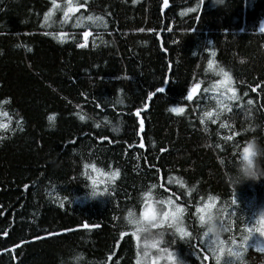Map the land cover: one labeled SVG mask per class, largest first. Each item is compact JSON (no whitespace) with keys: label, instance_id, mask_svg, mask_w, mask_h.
Returning a JSON list of instances; mask_svg holds the SVG:
<instances>
[{"label":"trees","instance_id":"1","mask_svg":"<svg viewBox=\"0 0 264 264\" xmlns=\"http://www.w3.org/2000/svg\"><path fill=\"white\" fill-rule=\"evenodd\" d=\"M263 22L264 0H0V264H140L147 240L264 264Z\"/></svg>","mask_w":264,"mask_h":264},{"label":"rangeland","instance_id":"2","mask_svg":"<svg viewBox=\"0 0 264 264\" xmlns=\"http://www.w3.org/2000/svg\"><path fill=\"white\" fill-rule=\"evenodd\" d=\"M75 6H72V8H74ZM262 28L264 29V22L262 23ZM193 89V87L191 88V90ZM246 154H248L249 156L252 154L251 149H247ZM157 206H154V204H149L145 210H144V218L146 219V222H151L153 221L154 217L157 216L158 220H162V218L165 217L164 212H161L160 209H156ZM205 213V218L206 217V213L207 211L204 210ZM156 217V218H157ZM144 242V241H143ZM147 246L149 248V253H145L144 255L142 254L141 259L139 260L140 264H174L175 260L170 257V256H165V255H159L157 254V252L155 251V249H153V240H147ZM239 250H241V247L238 248Z\"/></svg>","mask_w":264,"mask_h":264},{"label":"water","instance_id":"3","mask_svg":"<svg viewBox=\"0 0 264 264\" xmlns=\"http://www.w3.org/2000/svg\"><path fill=\"white\" fill-rule=\"evenodd\" d=\"M198 91V87H194L189 93V99H192Z\"/></svg>","mask_w":264,"mask_h":264}]
</instances>
